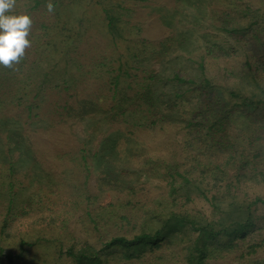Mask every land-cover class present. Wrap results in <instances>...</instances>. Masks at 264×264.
<instances>
[{
	"label": "rangeland",
	"instance_id": "1",
	"mask_svg": "<svg viewBox=\"0 0 264 264\" xmlns=\"http://www.w3.org/2000/svg\"><path fill=\"white\" fill-rule=\"evenodd\" d=\"M234 1L238 6H234ZM213 3L217 10L213 9L207 18H196V13L203 8L199 4L189 6L183 0L132 2L130 23L120 24L122 37L125 38H120V41H125L122 49L130 44L141 53L140 63L136 65L138 68L133 70L135 73L144 75L154 71L163 76L166 82L160 84L162 91L167 92L164 96L168 102L178 101L173 107H179L173 119L175 125L157 132L140 129L133 133L125 128L132 135L123 136L120 140L122 146L128 147L130 137H136L138 146L128 148V153L112 154L118 136L114 130L119 125L110 126L96 119L79 124L76 127L77 137L100 153L91 159L89 178H86V170L70 167V162L56 157L51 151L52 144L58 140L60 144L62 141H73L68 135L70 129L58 134L56 141H50V147L45 145L46 156H38L37 161L32 159L34 161L31 160L28 170L23 167L27 157L14 153L19 160L17 168L27 172L24 175L25 187L14 190L15 203L11 208L8 207L9 192L0 188V264H10L7 254L19 252L22 236L30 237L32 241L41 235L55 237L52 239L54 242L34 246L35 253L44 255L57 247V234H62L65 226L69 227L68 235L60 236L65 245L89 238L98 246L103 244L104 239L123 231H133L134 227L140 228L150 222L152 227L157 226V220L165 218V212L174 201L165 170L169 164L176 166L179 163L182 171L189 170L199 176L208 174L207 169L221 171L216 178L209 173L200 183L203 188L220 190L219 196L227 201H242L259 194L264 196V176L260 173L264 170V112L244 108L250 119H240L236 115L226 130L215 132L212 141L206 140L198 132L192 134L191 128L198 130L197 125L181 128L188 123L186 113L190 101L194 103L200 95L191 91L189 84L176 85L178 83L166 79L177 72L188 77L197 76L194 60L203 55L209 74L216 77L217 83L235 87L241 82L245 85L244 89H249L248 93L257 91L263 96L259 88L264 87V0H213ZM243 6L247 10L245 15L241 14L245 18H240L239 11ZM71 11V20L76 24L77 8ZM234 17L240 26L232 30L233 23L227 22ZM225 26L228 28L225 29ZM88 28L86 41L81 42V46L89 52L86 55L88 62L93 56L118 53L117 47L110 42L112 39L101 15L93 17ZM251 68H256L254 74L257 78L250 72ZM98 69L96 67L92 72L80 74L77 84L83 88L82 91L98 90L99 77L95 76ZM138 88L135 85L129 90ZM214 92H210L208 97ZM177 93L181 95L178 98ZM187 97L189 100L185 102ZM33 127L36 128V125ZM44 134L49 140L46 132ZM199 160L203 162L200 166L197 165ZM197 166L199 169H196ZM237 175L242 179H238ZM197 185H191L190 198L184 189L179 192L178 207L184 204L183 209L190 212L201 210L209 213L212 207L199 193ZM229 188L237 197L228 193ZM255 212V226L244 237L232 235L229 241L225 239L231 245L217 249L210 259L211 264H264V206L260 204ZM123 213L129 215L124 224L115 222V225L101 229L93 222L98 220L101 224L105 222L103 218L111 216L121 222L119 215ZM120 225L124 230H120ZM165 248L164 245L150 253L145 261L131 264H155L157 256ZM1 249L6 256H1ZM36 257L40 256L33 258ZM108 257L109 264H123L115 254Z\"/></svg>",
	"mask_w": 264,
	"mask_h": 264
},
{
	"label": "trees",
	"instance_id": "2",
	"mask_svg": "<svg viewBox=\"0 0 264 264\" xmlns=\"http://www.w3.org/2000/svg\"><path fill=\"white\" fill-rule=\"evenodd\" d=\"M133 1L16 0L15 6L6 13L17 16L27 14L33 21L28 37L31 47L25 50V56L20 63L14 65V68L0 65V188L9 192L8 207L11 208L15 203L14 190L25 187L24 175L27 172L17 168L19 160L14 153L27 157L23 167L28 170L32 159L37 161L38 156H46L47 147L51 146L50 141H56L58 134L70 129L68 135H71L73 141H62L60 144L58 140L52 144L51 151L56 157L70 162V167L86 170V178H89L91 159L100 153L77 137L76 127L79 124L96 119L97 122L102 121L110 126L119 125L120 127L114 130L118 132V136L112 154L128 153V148L138 146L136 137L128 139V147L122 146L120 140L123 136L132 135L125 128L133 133L140 129L157 132L166 131L175 125L173 119L179 107H173L178 101H167V92L162 91L160 84L166 82L163 76L154 71L144 75L135 73L133 70L138 68L136 65L140 63L141 53L130 44L125 50L122 49L125 41H120V38H125L122 37L120 24L130 23ZM183 1L189 6L199 4L203 7L196 13V18H207L213 9L218 8L213 0ZM49 2L54 5L55 10L52 13H49L46 7ZM233 4L238 6L236 1ZM73 8H77L78 13V16H75L76 24L72 22L70 15ZM246 10L243 6L239 16L245 15ZM99 15L102 16L108 36L112 39L110 42L117 47L118 53L93 56L88 62L86 55L89 52L81 46V42L86 41L88 25L92 18ZM227 23H233L232 30L240 26L237 25L235 17ZM194 66L198 69L197 76L188 77L177 72L166 77L167 80L178 83L176 85L189 84L190 90L200 95L194 103L190 101L189 106L192 105L187 107L186 113L188 123L183 124L182 129L197 125L198 130L191 128L192 134L198 132L200 137L212 141L214 133L226 130L236 115L240 119L251 118L248 112H244V108L253 111L261 109V112H264V87L259 88L263 92L261 97L257 91L248 93L249 89H244L245 85L241 82L235 87L217 83L216 77L209 74L206 57L203 55L194 60ZM96 67H99L95 73V76L99 77L98 90L82 91L83 88H79L77 84L80 74L92 72ZM251 69L250 72L256 73V68ZM135 85L139 86L137 90H129V87ZM210 92H214V95L208 97ZM180 96V93L176 94L177 98ZM188 100L189 97L185 102ZM183 107L186 108V105ZM44 132L49 140L43 136ZM202 163L199 160L197 165ZM199 166L196 169H199ZM165 170L174 201L165 212V218L157 220V226L152 227L150 222L140 228L134 227L133 231H123L122 234L104 239L101 246L91 242L89 238L71 241L69 245H65L64 239L60 237L68 235L69 227L65 226L63 233L57 234V247L44 255L35 253L34 246L54 242L52 239L55 237L41 235L39 239L32 241L30 237L22 236L19 252H9L8 262L109 264L108 256L115 254L123 264H131L144 260L150 253L165 245V250L157 256L155 264H211L210 259L217 249L231 245L227 240L229 241L232 235L244 237L255 226V211L260 204L264 206L263 195L253 197L247 194L249 197L242 201H227L219 196L220 190L213 187L203 188L200 183L209 173L216 178L221 171L215 168L207 169L208 174L200 177L192 171H182L179 163L176 166L169 164ZM260 173L264 176V170ZM237 178L242 179L240 175H237ZM193 183L199 184L196 186L199 193L210 203L212 209L209 213L201 210L190 212L183 209L184 204L178 207L179 192L184 189L190 198V187ZM228 193L237 197L232 194L230 188ZM119 216L121 222L113 216L103 218L105 222L101 224L98 220L93 222L101 229H107L106 226L124 224L129 220L126 213ZM152 218L156 219L154 216ZM119 228L124 230L122 225ZM220 244L223 246L220 247ZM1 252L2 257L6 256L3 249ZM35 255L40 257L33 258Z\"/></svg>",
	"mask_w": 264,
	"mask_h": 264
},
{
	"label": "clouds",
	"instance_id": "3",
	"mask_svg": "<svg viewBox=\"0 0 264 264\" xmlns=\"http://www.w3.org/2000/svg\"><path fill=\"white\" fill-rule=\"evenodd\" d=\"M16 0H0V65L14 68L25 56V50L31 47L28 39L32 26L29 15H6L14 6ZM49 13L54 12V5L47 4Z\"/></svg>",
	"mask_w": 264,
	"mask_h": 264
}]
</instances>
